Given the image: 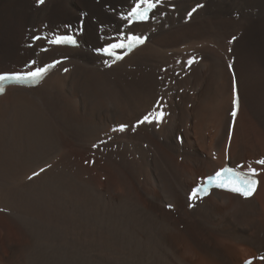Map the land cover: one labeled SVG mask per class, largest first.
I'll return each mask as SVG.
<instances>
[{
	"label": "bare ground",
	"instance_id": "obj_1",
	"mask_svg": "<svg viewBox=\"0 0 264 264\" xmlns=\"http://www.w3.org/2000/svg\"><path fill=\"white\" fill-rule=\"evenodd\" d=\"M135 3L0 0V73L55 68L37 88L13 85L0 97V264L264 255V164L254 167L264 159V0H162L133 25L124 17ZM131 34L148 40L122 62L98 53ZM62 35L80 47H55ZM154 110L162 122L139 123ZM68 147L98 149L99 182ZM227 163L257 170L252 198H189ZM239 245L254 255L243 258Z\"/></svg>",
	"mask_w": 264,
	"mask_h": 264
},
{
	"label": "snow or ice",
	"instance_id": "obj_2",
	"mask_svg": "<svg viewBox=\"0 0 264 264\" xmlns=\"http://www.w3.org/2000/svg\"><path fill=\"white\" fill-rule=\"evenodd\" d=\"M162 0H136L135 6L131 8L128 15L124 17L125 20L129 22V24H132L134 22L139 21H147L149 19V13L153 11L157 7L159 3H161ZM36 3L39 5H43L45 3V0H36ZM197 7H203V5H197ZM193 12L196 11V9H192ZM189 16H191V13H189ZM145 38H142L139 35H128L126 39H122L117 43L109 44L107 47L101 49L105 54L114 56L116 59H122V56L118 55L116 52V49H127L131 50L134 46L140 45L144 43ZM54 44H75L76 40L69 36H59L55 40L52 41ZM193 58L192 60L188 61V64L194 62ZM33 64L36 62L33 61ZM51 67H54V65H48L46 67H38L33 71H29L27 73H15V74H4L0 75V94H3L4 89V81L8 80H15L17 82H23V81H31L36 82L40 79H42L49 69ZM67 71V69H65ZM233 104L235 106L234 110L232 111L231 115L233 118L236 117L237 111L239 109V97L237 96ZM165 117V113L161 111H152L146 114L142 120L139 121V123H153L154 121L159 124L163 121ZM126 125L120 126V131H124ZM95 146V145H94ZM258 164H264V159H261L259 161H256ZM41 171H44V169H41ZM38 175V173L34 174ZM258 175V172L254 168H249L245 172H240L236 168L231 167H224L215 172L214 175H210L206 178H204V182L201 183L197 188L193 189L190 194V199H197L198 194H207L209 189L211 187H217V188H225L227 190H230L232 192L239 193L240 195L244 197H250L254 194L256 191V187L259 183V181L256 179V176ZM171 207V205H169ZM261 259H264V257H261ZM246 264H251V261H247Z\"/></svg>",
	"mask_w": 264,
	"mask_h": 264
},
{
	"label": "rangeland",
	"instance_id": "obj_3",
	"mask_svg": "<svg viewBox=\"0 0 264 264\" xmlns=\"http://www.w3.org/2000/svg\"><path fill=\"white\" fill-rule=\"evenodd\" d=\"M69 148V150H70V152H68V155H74L75 157H77L78 158V161H80L81 163H82V165H83V167L84 168H87V172H86V170L84 171V172H86V176L87 177H89L88 175H90V176H92V177H95V178H97V180H98V182H99V167H97V166H99V155H97V154H99V151H98V149L96 150V149H93V150H95V151H91V153L90 152H87V151H84V149H82V151H80V150H78V149H76V148H70V147H68ZM68 148H65V150L66 151H69L68 150ZM76 149V150H75ZM71 151H72V154H71ZM74 153V154H73ZM90 153V154H89ZM89 154V155H88ZM94 155V157L97 159H95V158H93V155ZM67 155V156H68ZM82 155V156H81ZM84 156V157H83ZM91 156V160H89V157ZM88 157V158H87ZM92 160H94V161H92ZM89 161V162H88ZM88 162V163H87ZM91 162H93L94 164L93 165H91L92 163ZM91 163V164H90ZM96 164V165H95ZM98 164V165H97ZM92 166V167H91ZM91 167V168H90ZM256 169H258V168H263V165L262 166H259L258 164H256L255 163V166H254ZM96 170V171H95ZM94 171H95V173H94ZM96 172H98V173H96ZM95 174V175H94ZM94 175V176H93ZM167 209L168 210H170L168 207H167ZM171 211V210H170ZM183 226L184 225H182L181 226V229H183ZM10 233H12V235L13 236H15V234H18V231H13V230H11L10 231ZM240 247V248H239ZM247 245H239L238 246V253H239V255H241L243 258H246V257H248V256H253L254 255V253L253 252H251V248L250 247H248ZM250 248V249H249ZM249 250V251H248ZM194 261H195V257H194ZM256 261H258V260H256ZM258 262H261V263H264V261H258Z\"/></svg>",
	"mask_w": 264,
	"mask_h": 264
}]
</instances>
